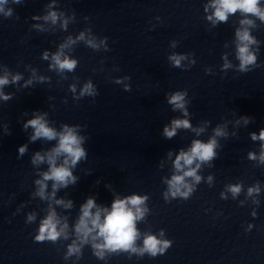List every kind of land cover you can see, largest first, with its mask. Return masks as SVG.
Listing matches in <instances>:
<instances>
[{"label":"clouds","instance_id":"1","mask_svg":"<svg viewBox=\"0 0 264 264\" xmlns=\"http://www.w3.org/2000/svg\"><path fill=\"white\" fill-rule=\"evenodd\" d=\"M8 0H0V13H3L6 17L12 15V10L8 9L5 11L3 5H5ZM14 3H20V0H13ZM260 0H212V3L205 7L207 11L208 7H212L214 12L208 17L209 20H213V23L220 21H227L229 14H234L240 11L244 14H251L257 16L261 21H264V9H261ZM45 19H51L53 23L57 20V14L52 12ZM66 24V22H65ZM242 25H252L253 21L245 19L241 21ZM238 39V59L240 60V70L247 71V66L255 64L256 57L253 53L249 51V45L255 43L254 38L249 34V31L244 28L238 30L236 33ZM78 39H84V34L78 37ZM68 43H74V41L69 38ZM88 45L93 48H97L98 45L93 40L87 41ZM68 45H62L61 48L67 47ZM45 59H47V53H45ZM54 61V66L62 70H73L76 66V61L70 60L67 57L61 59V53H57L52 57ZM170 59L174 62L176 66L180 65L183 56H172ZM225 67H229L225 64ZM19 76L13 77V82L19 80ZM119 83V81H117ZM9 81L7 77H0V86L8 84ZM127 90V89H126ZM73 91H75L73 87ZM96 96L97 92L93 87L92 83L89 82L84 85L81 95ZM184 93L177 92L171 95L168 99V103L173 105L174 109H180L184 111L187 115L185 109ZM0 97L7 100L8 96H5L3 92H0ZM247 122V117L243 118ZM32 127L34 129V134L31 136V140L35 141L38 138H45L47 140H57L58 144L52 148L50 151L46 152L44 155L37 152L32 163H44L47 162L49 165V171L42 173L43 179L37 180L36 183L39 185L38 195L43 199L45 198V189L47 187L46 181H53L52 184V196H55V191L60 187H67L70 183H76L77 178L73 176L71 168L74 167L82 158L86 157L85 149L81 146L83 137L77 135V129L74 127H68L65 125L63 130L57 132L54 128L49 127L47 121L44 119L43 115H36L35 118L27 121L24 125L25 128ZM191 125L188 120L175 119L171 122V126H165L164 135L167 138H172L176 135V130L178 128H190ZM202 131V129L200 130ZM199 134V133H198ZM216 136H223L225 133L222 129H215ZM252 138L264 141V130H261L259 136L257 137L254 133ZM217 147V142L215 138L209 140L208 143H203L199 140L193 141L191 148L188 151H180L176 156L174 161V167L177 172L183 171L185 166H189L188 170L183 171V174L173 175L171 180L168 181L170 186V191L173 197L177 194L184 196L185 198L192 191L191 187L185 183V177H192L196 182H199L200 177L197 175V169L200 164L197 163L195 168L190 167L195 161L206 162L211 161L216 153L214 149ZM27 149V146H21L19 148V153L23 155ZM63 156V161L59 165L57 164L58 158ZM250 158L255 159L253 154H250ZM261 161H264V152H262ZM211 179V177H209ZM181 188L188 189L187 192H182ZM235 195L239 193L240 187L233 186L230 189ZM258 189H249V194ZM147 197L141 196H129L125 199H115L111 205V210L107 208L98 207L93 198H89L86 203L81 206V215L75 226V232L77 233L81 243L87 241L89 236H92L93 240L97 238L102 239V243L94 244L93 247L97 249L96 255L103 258L104 250L107 249L110 252H116L117 250L133 251L136 252L137 249L134 247L135 241L139 235L136 228V221L142 219L147 211L146 208L141 207ZM57 204H62L64 207H71V201L65 203L63 200H56ZM95 209V211H93ZM103 213V219H102ZM29 221L33 220L32 215L29 216ZM60 220L57 218L55 211H50L48 216L42 220L39 235L36 237L38 241L51 240L56 241L62 234L65 233L67 224L59 227ZM95 233V235H92ZM170 241L158 240L153 235H147L144 239V246L139 251L141 253L148 252L153 257L157 253H163L165 249L170 246ZM79 248L75 243L69 247V254L78 252Z\"/></svg>","mask_w":264,"mask_h":264}]
</instances>
